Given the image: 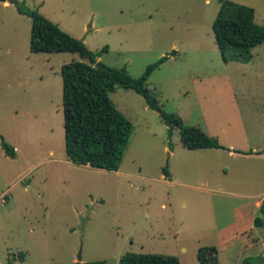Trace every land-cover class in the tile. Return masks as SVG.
<instances>
[{
	"label": "rangeland",
	"instance_id": "rangeland-1",
	"mask_svg": "<svg viewBox=\"0 0 264 264\" xmlns=\"http://www.w3.org/2000/svg\"><path fill=\"white\" fill-rule=\"evenodd\" d=\"M6 1H0V264H75L79 256L81 263L119 264L127 253L199 264L198 247L217 243L214 226L232 221L248 199L214 191L178 195L162 169L171 166L181 176L182 154L189 152L179 129L122 87L110 99L133 133L119 170L69 162L61 67L88 61L77 53H31V19L16 3L38 10L97 62L133 78L168 56L147 81L162 109L236 153L264 150V44L250 60L229 50L223 61L212 30L219 0ZM236 1L264 9V0ZM1 138L16 158L4 154ZM258 162L238 161L230 176L247 172L255 182ZM261 189L264 184L245 191L253 196ZM184 199L186 207L178 202ZM228 245L236 257L239 244Z\"/></svg>",
	"mask_w": 264,
	"mask_h": 264
},
{
	"label": "trees",
	"instance_id": "trees-1",
	"mask_svg": "<svg viewBox=\"0 0 264 264\" xmlns=\"http://www.w3.org/2000/svg\"><path fill=\"white\" fill-rule=\"evenodd\" d=\"M219 4L212 30L223 61H226L225 55L229 50H234L241 58L250 60L252 49L264 44V26L255 23V11L251 7L231 0H219ZM16 5L19 14L31 19V53H77L88 61H73L61 67L64 148L69 162L105 171L119 170L133 133V126L114 107L110 99V93L116 87L133 90L144 99L148 109L158 113L166 126L177 127L183 148L228 150L200 128L185 125L177 114L165 112L156 95L148 88L149 77L167 61L168 56L148 65L140 77L133 78L125 69L110 68L97 62L96 55L81 41L63 32L38 10L20 3ZM171 55L175 56V52ZM1 149L6 156L16 158L15 149L2 138ZM162 173L166 178L169 176L167 165L162 169ZM254 225L264 226V204L259 209ZM19 259L24 260L23 255L19 256ZM196 259L199 264H219L218 249L214 246L200 247ZM119 264L180 263L177 257L169 255L127 253L120 259ZM241 264H264V257L245 258Z\"/></svg>",
	"mask_w": 264,
	"mask_h": 264
},
{
	"label": "crops",
	"instance_id": "crops-1",
	"mask_svg": "<svg viewBox=\"0 0 264 264\" xmlns=\"http://www.w3.org/2000/svg\"><path fill=\"white\" fill-rule=\"evenodd\" d=\"M231 1L238 4L236 0ZM4 5H7V2ZM240 5L251 6L255 11V23L259 26H264V9H258L246 3ZM258 17L261 21H258ZM222 146L225 147L226 145ZM225 148L228 150L186 149L189 154H182L181 176L175 173V168L169 166V176L167 178L163 176V181L168 185L177 187L179 189L176 191L178 195L181 193L188 194V192L192 191H214L236 196L239 199H248V204H241L236 208L232 221L220 227L214 226L217 243L209 245L218 249L219 264H224V256L232 264H241L245 258L264 257V236L260 233L264 226L260 227L261 229L259 230L254 225V220L259 215V209L264 204V197H260L264 195V191L261 189L253 196L245 191L249 187L252 188L264 184V150L257 149L254 152L238 151L236 153L232 146H226ZM174 152V150L170 152L171 157H173ZM253 158L259 159L257 166L259 171L255 174V178L252 177L255 182L247 178V172L244 173V177H239L238 174L230 176L236 170L238 161L248 162L253 160ZM243 169L240 168V172L243 173ZM257 170L253 171L256 172ZM202 174L207 175V177L200 180ZM187 200L184 199L182 202L178 200V202L183 207H186ZM206 206L211 210L212 204L208 203ZM230 243L239 244L236 257H232V251L227 252L228 247L231 249L235 248V246H229L228 244Z\"/></svg>",
	"mask_w": 264,
	"mask_h": 264
},
{
	"label": "water",
	"instance_id": "water-1",
	"mask_svg": "<svg viewBox=\"0 0 264 264\" xmlns=\"http://www.w3.org/2000/svg\"><path fill=\"white\" fill-rule=\"evenodd\" d=\"M7 2V1H6ZM10 3H12L11 1H10ZM78 262H81V258H80V256H79V258H78Z\"/></svg>",
	"mask_w": 264,
	"mask_h": 264
}]
</instances>
